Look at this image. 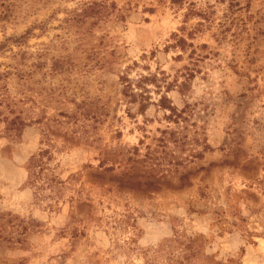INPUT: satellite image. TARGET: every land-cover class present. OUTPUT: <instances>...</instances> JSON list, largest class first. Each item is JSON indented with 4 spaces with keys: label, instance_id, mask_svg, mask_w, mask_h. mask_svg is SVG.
Returning a JSON list of instances; mask_svg holds the SVG:
<instances>
[{
    "label": "rangeland",
    "instance_id": "1",
    "mask_svg": "<svg viewBox=\"0 0 264 264\" xmlns=\"http://www.w3.org/2000/svg\"><path fill=\"white\" fill-rule=\"evenodd\" d=\"M0 264H264V0H0Z\"/></svg>",
    "mask_w": 264,
    "mask_h": 264
},
{
    "label": "trees",
    "instance_id": "2",
    "mask_svg": "<svg viewBox=\"0 0 264 264\" xmlns=\"http://www.w3.org/2000/svg\"><path fill=\"white\" fill-rule=\"evenodd\" d=\"M184 40H185V39H183V38H178L176 43L182 44V43H184ZM44 153H45V152H44ZM44 153H43V154H44ZM38 161H39V162L41 161V162H40V163L37 162V163H36V167H40V168H41V167H42V160L39 159ZM37 172H38V171L36 170L35 173H37Z\"/></svg>",
    "mask_w": 264,
    "mask_h": 264
}]
</instances>
